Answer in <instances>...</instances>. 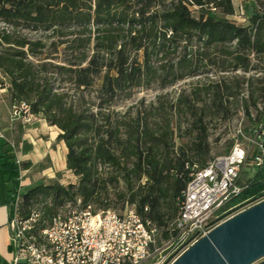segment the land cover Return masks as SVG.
I'll return each instance as SVG.
<instances>
[{
  "label": "trees",
  "instance_id": "obj_1",
  "mask_svg": "<svg viewBox=\"0 0 264 264\" xmlns=\"http://www.w3.org/2000/svg\"><path fill=\"white\" fill-rule=\"evenodd\" d=\"M247 1L248 24L242 25L230 18L231 0H0V86L6 84L10 107L24 102L59 129L66 169L76 178L67 184L50 179L22 193L20 215L41 213L34 233L79 200L94 211L133 204L166 237L191 167L214 157L208 124L242 108L252 135L264 120V77L256 87L247 80V98L239 97L244 81L237 77L210 81L203 105L181 95L170 105L171 115L153 123L157 107L128 115L113 106L136 89L164 88L212 64L220 71L247 70L251 55L264 56V10ZM20 29L65 37L49 45L56 51L63 45L75 57L62 64L39 61L46 43ZM55 77L69 87L55 86ZM174 114L186 119L183 129L180 121L172 127ZM176 131L187 141L176 145ZM2 158L0 174L16 194L17 167L11 156ZM261 196L264 164L224 208Z\"/></svg>",
  "mask_w": 264,
  "mask_h": 264
},
{
  "label": "built area",
  "instance_id": "obj_2",
  "mask_svg": "<svg viewBox=\"0 0 264 264\" xmlns=\"http://www.w3.org/2000/svg\"><path fill=\"white\" fill-rule=\"evenodd\" d=\"M10 117L27 123L35 115L29 105L20 102L11 105ZM249 142L248 149L235 143L228 153L213 157L205 166L191 167L177 214L163 239L161 230L133 204L126 203L119 211H94L91 204L82 207L79 200L73 206L66 204L34 233L41 213L32 211L27 218L20 215V179L25 171L16 158L19 186L12 195L8 220L13 255L7 264H171L218 224L264 200L261 196L249 205L250 201L224 208L246 185L241 184L243 172L264 164V120Z\"/></svg>",
  "mask_w": 264,
  "mask_h": 264
},
{
  "label": "rangeland",
  "instance_id": "obj_3",
  "mask_svg": "<svg viewBox=\"0 0 264 264\" xmlns=\"http://www.w3.org/2000/svg\"><path fill=\"white\" fill-rule=\"evenodd\" d=\"M234 13L230 16L236 23H240L242 25L248 24L249 19V2L247 0H231ZM258 5L259 9L264 10V0H254ZM194 12V11H193ZM195 14V13H194ZM2 27V24H0ZM22 36H26L30 40L41 39L46 43V47L43 49V53L36 57L39 61H47L52 64H62L68 59H73L75 57L71 54L70 49H64V46L61 45L57 48V51L54 50L49 44L53 40L65 39V37L60 36H49L48 33L42 31H29L26 29L18 30ZM250 66L247 70H236V71H220L216 69L215 65L206 66L201 69V71L192 77L185 78L183 80L177 81L174 84L168 85L164 88L159 87L154 84L149 88L136 89L130 97L119 100L115 103L113 108L120 112H127L128 115H133L136 110H150L152 107H157L158 111L155 116H150L149 120L151 123L155 121V117L159 120L161 116H166L167 114L170 116L171 112H169L170 105L174 104L176 99L179 96H184L189 99H193L197 101V106L200 107L203 103L208 101L207 94H205L204 86L208 85L210 81H216L220 77H237L240 80L244 81L241 85V94L240 98L248 97V89L249 85L247 83L248 79H252L253 86L256 87L258 85L257 79L264 77V56H250ZM59 78L55 77V80H52L55 86H60L66 89L69 87L58 80ZM99 81L96 83L97 87ZM89 98V96H88ZM0 100H3L4 104L10 106L9 98L6 92V84L0 86ZM183 101V100H182ZM182 107V105H180ZM253 115L255 114L252 112ZM172 120V127L175 128V123L177 121L181 122V129L186 126V119L183 116H179L178 114H174ZM249 120L246 118L244 111L240 108L229 120H221V119H213L208 124L209 127V144L211 148L212 156L224 155L226 151H228L229 147L232 144L238 143L243 148L248 149L250 147L249 136H248V127ZM183 131V130H181ZM180 131V132H181ZM176 131L175 143L176 145L179 143H184L187 141V138H179L177 135L180 133ZM14 145V144H13ZM15 146V145H14ZM16 148V147H14ZM47 163H41L38 166L33 168V171L25 172L28 178H32L33 176L38 179L35 182H32V186L46 182L50 179L58 180L62 184H67L69 182H75L76 178L69 171H62L59 173H52V170H48ZM246 172H243L241 176V184H246L252 178V175L247 176ZM50 175H54L53 178H50ZM20 193L18 199V208H20V203L22 201ZM255 201H250L246 205L252 204ZM244 205V206H246ZM41 205L37 206V209L40 210ZM243 207V206H242ZM120 205L116 206V211H119ZM241 208V207H240ZM163 239V236H162ZM261 261H264V258L258 260L254 264H258Z\"/></svg>",
  "mask_w": 264,
  "mask_h": 264
},
{
  "label": "crops",
  "instance_id": "obj_4",
  "mask_svg": "<svg viewBox=\"0 0 264 264\" xmlns=\"http://www.w3.org/2000/svg\"><path fill=\"white\" fill-rule=\"evenodd\" d=\"M59 129L49 125L42 117L35 118L27 123L10 117V106L0 100V164L4 161V155L11 156V161L21 160V167L25 172L33 171V168L41 163H47L48 170L52 173L68 171L66 169V147L64 141L58 138ZM14 144L16 148H12ZM255 168L250 167L246 175L256 173ZM24 172L21 181V192L32 186L38 178L31 179ZM72 174V173H71ZM73 175V174H72ZM74 176V175H73ZM53 178L54 175H50ZM242 181V180H241ZM11 184L4 174H0V264H7L12 259L11 237L8 229V220L11 209ZM258 264H264L261 261Z\"/></svg>",
  "mask_w": 264,
  "mask_h": 264
},
{
  "label": "water",
  "instance_id": "obj_5",
  "mask_svg": "<svg viewBox=\"0 0 264 264\" xmlns=\"http://www.w3.org/2000/svg\"><path fill=\"white\" fill-rule=\"evenodd\" d=\"M264 258V200L224 220L171 264H254Z\"/></svg>",
  "mask_w": 264,
  "mask_h": 264
}]
</instances>
